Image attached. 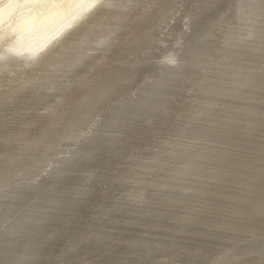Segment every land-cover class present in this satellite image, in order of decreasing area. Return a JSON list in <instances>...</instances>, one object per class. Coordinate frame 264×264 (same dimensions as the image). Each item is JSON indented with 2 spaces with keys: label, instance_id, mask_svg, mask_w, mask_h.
I'll return each instance as SVG.
<instances>
[{
  "label": "bare ground",
  "instance_id": "bare-ground-1",
  "mask_svg": "<svg viewBox=\"0 0 264 264\" xmlns=\"http://www.w3.org/2000/svg\"><path fill=\"white\" fill-rule=\"evenodd\" d=\"M95 2L0 0V133L132 36L70 113L42 115L37 143L4 160L0 188L39 163L35 178L69 175L17 220L0 194V224L14 220L0 264H264V0Z\"/></svg>",
  "mask_w": 264,
  "mask_h": 264
},
{
  "label": "rangeland",
  "instance_id": "rangeland-1",
  "mask_svg": "<svg viewBox=\"0 0 264 264\" xmlns=\"http://www.w3.org/2000/svg\"><path fill=\"white\" fill-rule=\"evenodd\" d=\"M123 31H124V29H123ZM120 36L119 37L121 39H119L117 41L116 46L112 49L111 48L109 49L110 53L108 54V57H106L104 60H102V57L105 54L103 51L99 56H96L95 59H90L88 61V63L85 64V66H87L86 69H84L81 73H78L76 75V77H77L76 83H74V84L72 83L71 85L66 86L64 89L59 91V93H57V95L55 93V95L52 98L46 99L47 100L45 103V107H46L45 110H47L46 112L42 113L41 115H40V113L38 114V113L34 112L32 115H29L28 117H26V119H24V121L16 122L14 124V126H12L13 128L10 127V128H12L11 130L4 129L0 133L1 135H4V138L0 140V155H3V157H4L3 159H0V168L4 166V164H3L4 160H6L12 154V151H14V149L16 150L18 147H21L23 145H27V144L28 145H34L37 143L38 137H40V135L44 132L43 130L45 129V127L47 125V120L42 115H45V113H48V114H52L53 117H56V116H61L65 113H70L73 110V108H74L73 106H75L80 101L81 96H82V91H81V89L78 88V85L82 84L84 86V84L87 82V80L89 78H92V77L93 78L95 77V79H97L98 76H100L103 73V71H105L109 67V65L114 63L117 55L120 53L121 50L124 49L125 44L131 40V37H132L131 36V30L128 29L127 31H125V33L123 32ZM119 37H117V38H119ZM145 63H147V64H145ZM150 63H151V61H146V62L144 61L140 64L139 68L140 69L144 68L147 65H149ZM36 79H38V78L36 77ZM98 79H100V78H98ZM135 93L140 94V91L139 90L137 92L135 91ZM22 95H23V93L21 91H17V93H16L17 98L18 97L20 98ZM58 97H61L62 100L59 103H56L54 99L58 98ZM6 101H7V99H2V101L0 102V106L2 104L5 105ZM53 134H54V131L52 132V135ZM17 136H20V138L14 139ZM6 139H8V140H6ZM45 143L46 142L44 141L41 144H38L36 149L38 150ZM69 144H71V143L62 144L61 147H59V148L63 151L79 149V144H77L76 146H72V147H70ZM26 147H28V146H26ZM62 157L67 158V160L69 159L68 154H64V155H62ZM83 157H84V154L79 155L77 157L78 160L73 162V163H69L68 164L69 166L66 167L67 168L66 170H73L74 171L75 168H79L81 163H82ZM40 168H41L40 165H39V167L36 166L32 170L25 171L19 178L12 180L11 183H9V184L4 183L5 186L0 188V194L1 193H7V196H6V198H4L3 202L7 203L8 201H12V200H15V202H16L19 197H20V200L23 201V199L29 198L31 196L33 197L34 195H36V193L38 194V196L40 198H42V197H44L46 192H47L46 195L49 194L52 189L56 188L59 185L58 181H60L61 179H62V181H64L65 179H67V176L69 175V172L67 174H64V175H61V174H47V175L42 174V175H40V177L35 178L40 173V171H39ZM33 173H35V174H33ZM33 178H35V179L32 180ZM36 179H37L36 182H32V181H35ZM39 180H41L42 182L45 181V182H50V183L48 184V186L43 188L39 184ZM41 188H43V190H41ZM21 195L24 197H21ZM35 199L36 198L34 197L33 199H31L30 201L25 203L26 205L22 204V202L18 201V204L21 203L19 206V210H17V212L12 216V218L14 220L15 219L17 220V218H18L19 214L22 212V210L26 209L31 203H34ZM16 208H18V206ZM3 209H5V208H3ZM3 209H2V207H0V213L2 212ZM27 213H30V212L22 213V215H23L22 218L28 216V215H26ZM1 215L4 216V213ZM1 215H0V217H1ZM29 215H31V214H29ZM12 218L9 221H7L6 223H3L2 225L0 224L1 225L0 226V233L2 231H4L5 229H7L13 223L14 220ZM22 229L23 228H21L20 230H22ZM4 238H5V240L2 241V243H0V250L2 249L1 247H3L6 244V242H8V240H10L7 237H4ZM5 250H6V248H5ZM5 250L4 251L2 250L0 252H2V254H5V252H6Z\"/></svg>",
  "mask_w": 264,
  "mask_h": 264
},
{
  "label": "water",
  "instance_id": "water-1",
  "mask_svg": "<svg viewBox=\"0 0 264 264\" xmlns=\"http://www.w3.org/2000/svg\"><path fill=\"white\" fill-rule=\"evenodd\" d=\"M100 0H96V2L95 3H98ZM104 1H112V0H104ZM201 3H202V1H201ZM162 6H160V7H166V5H170V3L169 2H162V4H161ZM156 14L154 13L153 14V17H152V20L153 19H155V18H157V17H154ZM200 16H202L201 14H199ZM203 18V17H202ZM91 20V21H90ZM93 21H94V18L92 17V18H90L89 20H88V22H86L85 23V25H83L82 27H79L76 31H79L80 29H87L88 28V26L90 25V24H92L93 23ZM149 21H151V20H149ZM200 21V23H202V26H204V24H203V21L204 20H199ZM124 33H125V30H124ZM121 37V36H120ZM116 38V40L109 46V48H114L115 46H116V44H117V41L119 40V39H121V38ZM68 39H70V41L73 39V35L72 36H69L68 37ZM67 40V38L64 40V41H66ZM63 41V42H64ZM187 42H191V38H188V40H187ZM21 44H23V43H19V44H17V45H14L16 48H19V45H21ZM186 44L187 43H185V45H184V50L182 51V53H184V55L188 52V47L186 46ZM61 46H64V47H66V49L65 50H67L68 48H69V46L70 45H67V44H65V43H62L61 45H60V47ZM108 48V49H109ZM61 51H63V50H61ZM110 53V50L108 51V50H106V52H105V54L103 55V57H102V60H104L106 57H108V54ZM179 58H181V54H179V55H177L176 57H175V60L174 61H177L176 63L178 64L179 62H180V59ZM173 59H174V57H173ZM103 98H106V96H104ZM103 98H98L97 99V101L99 102V101H101ZM79 114H81V113H78V117H79ZM91 114V112H89V111H84V114H82L83 115V117H85V119L83 120V122H82V124H81V126L88 120V118H89V115ZM78 117H77V119H78ZM77 119H75L74 120V122L72 123V125L68 128V131L67 132H70L71 130H73L74 128H76L78 125H77ZM78 132L76 131L75 133H74V136L77 134ZM63 143H66V142H63ZM55 145V142L52 144V146H54ZM79 148H81V145L79 146ZM37 152H38V150L36 149V147H33L32 148V150H31V153H32V155L35 157L36 156V154H37ZM39 165H41V163H39L38 165H37V167H39ZM17 201H20V202H22L23 203V201H21L20 200V198H18L17 199ZM17 201H16V203L14 204V206H15V208L17 207V206H20V204H18L17 203ZM4 211H5V213H10L7 209H4V210H2V212L0 213V215L1 214H3L4 213ZM17 225V224H16ZM15 225V226H16ZM3 236L4 235H0V243L2 242V241H4L5 240V238H3Z\"/></svg>",
  "mask_w": 264,
  "mask_h": 264
}]
</instances>
